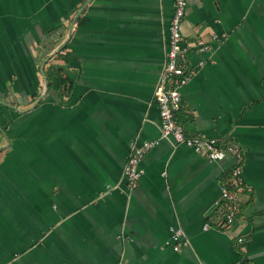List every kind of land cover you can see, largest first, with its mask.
I'll return each mask as SVG.
<instances>
[{
  "label": "crops",
  "instance_id": "1",
  "mask_svg": "<svg viewBox=\"0 0 264 264\" xmlns=\"http://www.w3.org/2000/svg\"><path fill=\"white\" fill-rule=\"evenodd\" d=\"M172 13V0H0V264H264V0H188L181 23L191 77L175 119L238 158L159 136ZM154 139L126 189L131 145ZM236 165V216L219 225Z\"/></svg>",
  "mask_w": 264,
  "mask_h": 264
},
{
  "label": "built area",
  "instance_id": "2",
  "mask_svg": "<svg viewBox=\"0 0 264 264\" xmlns=\"http://www.w3.org/2000/svg\"><path fill=\"white\" fill-rule=\"evenodd\" d=\"M173 13L169 23L168 44L165 52L164 63L153 89L152 99L158 107L159 113V136L167 139L174 147L184 146L199 153L209 160L222 159L227 152L239 157L235 146L221 147L219 139L207 138L199 135L190 136L185 132L184 126L175 119V114L180 108V89L188 82L191 71L185 69L183 62L187 49L181 34V23L185 17L188 0H172ZM199 50L207 49L208 45L203 41L196 42ZM158 143L157 139L143 140L131 145V149L122 168V175L126 189L137 187L143 174L141 161L144 155ZM239 165L231 171V182L236 185L239 180ZM220 198L229 207V212L219 220V225L231 224L236 216L237 196L228 191L224 186L221 188ZM207 225H204V229ZM181 229L171 228V240L173 250L178 251L186 241L182 238ZM238 241H241L239 238Z\"/></svg>",
  "mask_w": 264,
  "mask_h": 264
},
{
  "label": "trees",
  "instance_id": "3",
  "mask_svg": "<svg viewBox=\"0 0 264 264\" xmlns=\"http://www.w3.org/2000/svg\"><path fill=\"white\" fill-rule=\"evenodd\" d=\"M65 79H66L65 77H61L60 76L58 84H59V87L61 88V96H63V95L67 96L66 99H65V100H67L70 97V90L72 88V84L69 83V82H66ZM226 177L224 179L225 183H224L223 186L228 191L234 193L236 189H239V186L237 184L235 185L234 183L230 182V179H229V178H231V174L230 173L229 174L227 173Z\"/></svg>",
  "mask_w": 264,
  "mask_h": 264
},
{
  "label": "water",
  "instance_id": "4",
  "mask_svg": "<svg viewBox=\"0 0 264 264\" xmlns=\"http://www.w3.org/2000/svg\"><path fill=\"white\" fill-rule=\"evenodd\" d=\"M80 10H81V9H80ZM79 12H80V11H78V13H77L76 17L78 16ZM45 80H46V77H45ZM44 92H46V88H45V91H44Z\"/></svg>",
  "mask_w": 264,
  "mask_h": 264
}]
</instances>
